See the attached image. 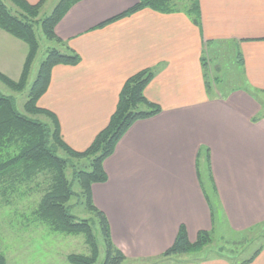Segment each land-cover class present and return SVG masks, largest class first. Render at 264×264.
Segmentation results:
<instances>
[{"label":"crops","instance_id":"1","mask_svg":"<svg viewBox=\"0 0 264 264\" xmlns=\"http://www.w3.org/2000/svg\"><path fill=\"white\" fill-rule=\"evenodd\" d=\"M134 3L81 0L69 9L55 33L81 60L76 66L56 65L38 101L56 115L63 141L83 151L106 126L124 81L142 69L155 70L144 95L161 112L132 124L103 163L106 182L92 186V201L126 259L162 253L181 224L190 241L198 231H210L204 192L213 214L221 212L227 230L237 235L264 220V117L251 123L264 91V0H199V27L182 12L150 9L99 27ZM26 53L25 43L0 29L2 74L17 80ZM217 56L231 57L229 70L216 66ZM239 69L241 85L233 82ZM216 72L210 81L208 74ZM227 78L229 84L216 95ZM202 148L209 150L215 196L212 185L208 189L202 182L203 167L201 181L197 175ZM139 219L146 229H139ZM199 253L180 255L172 264H232ZM249 264H264V250Z\"/></svg>","mask_w":264,"mask_h":264},{"label":"trees","instance_id":"2","mask_svg":"<svg viewBox=\"0 0 264 264\" xmlns=\"http://www.w3.org/2000/svg\"><path fill=\"white\" fill-rule=\"evenodd\" d=\"M9 1L14 5L15 10L9 9L0 0V29L25 43L27 53L19 78L12 80L0 72L2 84L13 92H21L25 88L32 63L39 49L34 31L36 25L40 26L45 39L52 41L55 46L48 49L45 58L39 65L37 75L23 105V113L16 109L11 97L0 94V198L7 199L5 202L11 204L14 197L24 198L33 193H39L40 199L32 213L34 220L47 225L50 231L55 233L82 234L89 254H72L67 257V261L70 264H95L99 250L92 227L88 220L77 219L69 213L67 208L70 199L77 196L87 211L97 217L105 246L103 264H121L125 257L112 242L105 215L93 204L92 186L106 182L107 175L103 163L112 155L116 144L132 124L154 117L161 112L160 106L149 101L144 95L145 88L155 76V70L146 68L129 76L120 88L115 109L106 126L94 136L86 149L83 151L73 150L61 137L56 115L38 106V101L46 93L52 69L56 65L76 66L81 60L80 56L55 33L56 25L69 9L81 0H59L51 13L44 18H40L39 14L47 0H38L34 4L25 0ZM183 1L135 0L133 6L100 24L99 27L128 17L142 9H150L164 14L182 12L195 26L199 27V0H187L182 4ZM238 61L241 64L242 58H239ZM260 92L264 94V91ZM260 92L252 93V95L254 94L253 96L257 98L256 94ZM40 115L45 116L49 122L44 123L36 119ZM256 120L257 118L253 119V121ZM57 151L63 152L66 157L58 156ZM83 159L88 160V169L75 168L72 171V180L77 183L79 188V192L75 193L72 190L71 182L66 177V169L69 166H74L73 160L78 162ZM201 167L205 168L208 178L211 179V181L209 180L212 185L210 189L215 196L216 191L212 181L210 156L207 148H202L196 159V170L200 181L202 179ZM204 194L210 206L213 227L217 217L211 210L210 198L205 192ZM217 204L219 205L218 201ZM255 227L248 231L254 230L253 232H255L263 229V226H260V229ZM248 231L233 235L241 236L251 233ZM213 232V228L210 231L200 230L197 232L195 240L190 241L186 227L181 224L173 243L161 254V257L164 260H170L174 256L200 252L212 244ZM262 249L256 248L249 257L238 263L232 262L231 256H220L228 258L232 264H249ZM0 264H7L2 253H0Z\"/></svg>","mask_w":264,"mask_h":264},{"label":"rangeland","instance_id":"3","mask_svg":"<svg viewBox=\"0 0 264 264\" xmlns=\"http://www.w3.org/2000/svg\"><path fill=\"white\" fill-rule=\"evenodd\" d=\"M3 3L12 10H15L14 5L9 0H2ZM59 0H48L45 5L41 8L39 17L44 18L49 15ZM187 2V0H184ZM36 39L39 44V49L36 54V57L32 63L29 77L26 83L25 88L21 92H13L8 87L0 82V94L3 96L11 97L14 100L15 107L19 112L23 113V105L27 99V95L29 89L37 75L38 68L42 60L45 58L47 51L49 48L54 47L55 44L52 41H48L43 36L40 26L36 25L34 27ZM231 58V57H230ZM228 58L227 60L221 58V56H217L215 59L216 66L219 68L221 66V70L226 66L227 70L231 67L233 60ZM209 61V60H208ZM224 61H227L224 62ZM220 62V63H219ZM213 63V62H212ZM209 64V66H213L214 64ZM218 73H214L212 75L208 74L210 81L212 80L211 76H216ZM11 77L17 79V75L10 73ZM229 78L223 80L221 84L217 88V94L221 95L223 93V88L227 87L229 84ZM239 85L242 84L243 78L241 76V71L234 73L233 82ZM212 83V82H211ZM214 84V83H213ZM212 84V85H213ZM222 91V92H221ZM257 93L256 95H258ZM258 98V96H257ZM223 99V98H222ZM259 99L261 109L260 113L256 117L251 118V123L256 124L255 122L260 121L264 117V94H259ZM257 118L256 121L253 119ZM36 119H39L41 122L48 123V119L43 116H37ZM257 154L256 151H254ZM58 156L66 157V155L57 151ZM74 166H69L66 169V177L68 181L71 182L72 190L75 193L79 192V188L77 183L72 180V171L75 168L78 169H88V160L83 159L80 161L73 160ZM211 179L208 178L207 173L205 172V168L203 167V182L204 185H211ZM264 189V188H262ZM138 193H140L141 188H138ZM39 193H33L24 198H13L11 204H7L5 200L1 199L0 203V253H2L6 259L7 264H70L67 261V257L72 254H80V255H88L89 250L84 242V237L82 234L79 235H65L60 233H55L50 231L49 227L43 223L37 222L33 218V210L36 208L37 203L40 199ZM93 204H95L93 202ZM102 205L109 207L108 204L102 203ZM136 206V204H134ZM67 208L69 213L76 217L77 219H86L89 221L94 236L96 237L98 244V258L95 264H103L105 259V246L103 242V238L100 232V228L98 225V220L96 215L87 211L84 205L81 203L77 196H73L70 201L67 203ZM113 208V206H111ZM217 213L219 209H216ZM136 223L139 227L145 228L147 227L146 221L139 219L136 220ZM228 221L224 219L222 213L217 214V218L215 219L213 225V242L211 245L205 247L203 252H194L191 253L192 256L202 254V256H219V255H228L233 258L234 263H238L240 260L249 257L252 252L256 248H263L264 250V220L259 222L258 224L252 227L263 226V229L260 231H248L252 227H250L246 235L235 236L234 232L230 229L227 230ZM133 225V222L129 224V226ZM255 227V228H256ZM211 228V230H212ZM262 228V227H261ZM119 230H121L119 228ZM230 231V233H229ZM244 231V232H246ZM142 231L141 233H143ZM243 232V233H244ZM123 238H126L124 233H120ZM119 234L117 238H121ZM143 235V234H142ZM146 237L145 235H143ZM115 239V234H114ZM113 237L111 236L112 242ZM137 237V235H135ZM139 237H142L139 234ZM196 238V237H195ZM134 240V239H132ZM262 246V247H260ZM165 251V250H164ZM163 251V252H164ZM202 251V250H201ZM162 252V253H163ZM158 254L153 257H143V258H132L126 259L121 264H172L176 262V257H172L170 260H164L161 257V254ZM124 255V254H123ZM180 256V255H179Z\"/></svg>","mask_w":264,"mask_h":264}]
</instances>
